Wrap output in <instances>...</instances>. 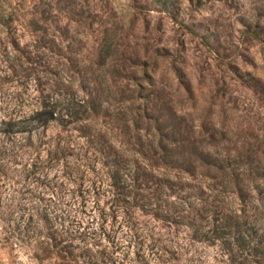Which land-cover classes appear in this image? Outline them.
<instances>
[{
    "label": "rangeland",
    "instance_id": "374dc122",
    "mask_svg": "<svg viewBox=\"0 0 264 264\" xmlns=\"http://www.w3.org/2000/svg\"><path fill=\"white\" fill-rule=\"evenodd\" d=\"M170 1L0 0V264H234L188 219L118 208L116 157L264 208V0Z\"/></svg>",
    "mask_w": 264,
    "mask_h": 264
},
{
    "label": "trees",
    "instance_id": "16d2710c",
    "mask_svg": "<svg viewBox=\"0 0 264 264\" xmlns=\"http://www.w3.org/2000/svg\"><path fill=\"white\" fill-rule=\"evenodd\" d=\"M157 1L167 9L170 7V0ZM0 17L3 20L6 15L0 12ZM57 105L53 104L50 109L38 110L35 115L37 121L42 125H47L55 120ZM82 108L84 105L76 108L72 102L67 103V113L75 121L86 115L87 109ZM161 146L164 152L160 154V159L165 163L176 168L195 171L197 166L193 161L166 150L167 146L164 143ZM143 151L146 153L145 150ZM198 160L207 167H217L221 170L225 169L223 161L227 162V159H212L203 153L198 156ZM135 164L122 157H116L114 160L115 168L112 177L117 180L113 185L116 187L119 210L136 207L144 214L153 215L159 220L171 223L188 219L196 238L222 239L224 247L230 251L234 264H264V208L256 206L251 213L248 212L249 210L239 213L237 209L224 204V200H219V204H215L210 200L212 194H208L197 183L155 175L142 165ZM215 189H211V192L215 193V200L218 201V198H221ZM238 191L242 201L249 203V190L240 186ZM174 196L176 198L173 199ZM187 202L198 217L195 214L192 216L189 213L190 209L185 208ZM73 261V257L68 259L63 256L61 264H73Z\"/></svg>",
    "mask_w": 264,
    "mask_h": 264
}]
</instances>
